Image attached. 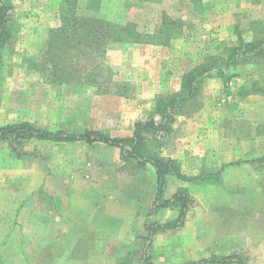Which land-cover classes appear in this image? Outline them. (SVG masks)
<instances>
[{
  "label": "rangeland",
  "instance_id": "374dc122",
  "mask_svg": "<svg viewBox=\"0 0 264 264\" xmlns=\"http://www.w3.org/2000/svg\"><path fill=\"white\" fill-rule=\"evenodd\" d=\"M7 1L0 126L28 122L53 131L129 136L137 120L180 90L191 67L208 56L224 57L239 38L249 41L264 28V0ZM69 11L128 20L141 33L171 30L173 18L183 28L170 33L167 45L109 44L101 54L93 46L52 41L56 32L64 34L58 29ZM138 44L160 49L151 63L161 71L152 77L160 84L152 110L134 120L147 99L139 86L143 76L135 75L130 60ZM139 133L138 147L171 166L162 196L170 198L179 187L190 196L181 226L156 231L147 246L148 226L172 220L177 210L156 206L154 167L117 147L0 141V264H144V250L154 264L213 255L264 264V60L213 69L171 121ZM188 133L196 134L197 148L178 149Z\"/></svg>",
  "mask_w": 264,
  "mask_h": 264
},
{
  "label": "trees",
  "instance_id": "16d2710c",
  "mask_svg": "<svg viewBox=\"0 0 264 264\" xmlns=\"http://www.w3.org/2000/svg\"><path fill=\"white\" fill-rule=\"evenodd\" d=\"M87 1V0H86ZM89 3V1H87ZM95 5L97 2H90ZM11 5L7 0H0V50L9 37V11ZM95 17L78 16L73 12L62 14L61 20L63 27L58 30L64 31L59 35L57 32L53 35V40L62 41L66 44L93 46L103 54L110 44L128 45L132 43H151L167 45L170 40L172 31L179 32L182 30L183 23L178 18H173L167 23L173 25V29L159 27L157 32L141 33L136 30V26L130 21L107 18L95 11ZM57 30V31H58ZM67 33V34H66ZM157 34L162 38L154 36ZM145 35L146 39H144ZM176 33L174 32L173 36ZM179 35V33H178ZM177 35V36H178ZM156 40L157 42H155ZM51 41V42H52ZM154 42V43H153ZM103 48H100V46ZM79 47V49H81ZM224 57L208 56L203 63L191 67L183 74L181 88L179 91L166 95L165 98L156 103L155 110L144 120H137L134 124V130L131 135L125 137H114L108 134L91 131L64 132L61 130H48L28 122L10 123L0 126V141L19 142L24 139H39L47 141H85L88 143L102 142L112 147H117L140 164L150 163L155 170L156 176V195L154 198L156 206L174 207L177 210L176 216L169 221L153 222L148 226L146 236L147 246L151 243L154 233L162 229H173L181 226L184 222L188 207L190 206V196L184 187H179L170 198H164V181L165 174L171 168L165 160L145 153L138 147L140 142L139 130L141 127L162 128L172 120L175 111L181 110L184 104L193 100L200 89V83L203 78L208 77L212 70L222 72L230 67L245 62L247 60L257 61L264 60V28L260 31H254L251 40L243 41L239 38V45H232L226 48ZM218 60L221 62L219 63ZM144 264H154L150 256L143 251ZM244 264L234 255H213L208 258H200L195 261L185 262L183 264Z\"/></svg>",
  "mask_w": 264,
  "mask_h": 264
},
{
  "label": "crops",
  "instance_id": "0c3cea01",
  "mask_svg": "<svg viewBox=\"0 0 264 264\" xmlns=\"http://www.w3.org/2000/svg\"><path fill=\"white\" fill-rule=\"evenodd\" d=\"M157 51H160V49L158 48L155 50V47L145 46L143 44L134 45L131 48L130 60L134 62L133 65L135 66V69H134L135 75L143 76V79H140L139 81V86H140V91L143 92V97H145V99L147 98L146 100H144V102L139 104L140 107L138 108V110H136V112L132 116L134 120L136 118H142L146 116L152 110L151 99L157 90L156 88L160 87V84L158 83V81L154 82L153 78L159 77L158 74H159V71H161V69L160 67H154L151 63L154 61L151 57H154L153 53H158ZM137 62H139V64H137ZM150 66H151V70H149ZM178 141L176 142L178 149H183V148H187V150H189L190 148L196 149L198 146L197 145L198 139L196 137V134L194 133H191V134L188 133L187 137L180 136V140ZM179 144L181 146H178ZM170 148L173 149V147L169 146V148L166 150L168 151Z\"/></svg>",
  "mask_w": 264,
  "mask_h": 264
}]
</instances>
